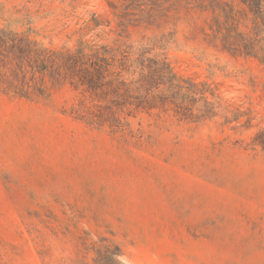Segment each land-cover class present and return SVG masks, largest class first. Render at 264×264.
<instances>
[{"label": "rangeland", "instance_id": "374dc122", "mask_svg": "<svg viewBox=\"0 0 264 264\" xmlns=\"http://www.w3.org/2000/svg\"><path fill=\"white\" fill-rule=\"evenodd\" d=\"M122 1L0 0V24L73 47L95 13L105 32L85 38L153 47L211 84L218 114L141 113L122 134L76 119L69 86L0 92V264H97L104 246L121 261L103 251L105 264H264V63L209 42L213 13L195 0L119 28Z\"/></svg>", "mask_w": 264, "mask_h": 264}, {"label": "trees", "instance_id": "16d2710c", "mask_svg": "<svg viewBox=\"0 0 264 264\" xmlns=\"http://www.w3.org/2000/svg\"><path fill=\"white\" fill-rule=\"evenodd\" d=\"M179 5L165 0H123L120 11L118 6L113 8L121 28L127 22L155 21ZM184 5L213 13L209 42L219 43L234 56L264 63V0H195ZM103 26L93 13L80 27L73 47H52L38 40L32 28L18 31L0 24V92L37 100L47 97L51 87L69 86L77 93L71 107L76 119L122 134H134L129 119L141 113H172L186 121L218 114L220 105L211 84L178 75L167 56L153 47L85 38L97 29L100 36ZM254 143L264 149V131L254 137ZM102 248L97 249V264H105L103 251L121 263L118 246Z\"/></svg>", "mask_w": 264, "mask_h": 264}]
</instances>
